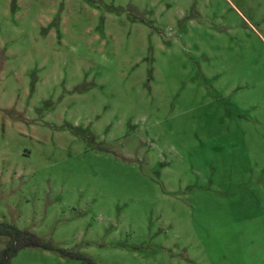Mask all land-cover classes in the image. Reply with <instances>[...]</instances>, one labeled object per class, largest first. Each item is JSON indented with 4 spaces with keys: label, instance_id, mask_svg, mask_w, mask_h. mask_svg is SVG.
<instances>
[{
    "label": "rangeland",
    "instance_id": "1",
    "mask_svg": "<svg viewBox=\"0 0 264 264\" xmlns=\"http://www.w3.org/2000/svg\"><path fill=\"white\" fill-rule=\"evenodd\" d=\"M0 223L53 248L8 264H264V0H0Z\"/></svg>",
    "mask_w": 264,
    "mask_h": 264
},
{
    "label": "trees",
    "instance_id": "2",
    "mask_svg": "<svg viewBox=\"0 0 264 264\" xmlns=\"http://www.w3.org/2000/svg\"><path fill=\"white\" fill-rule=\"evenodd\" d=\"M6 239L5 248L0 250V264H8V261L17 252L29 247H36L45 250H53V248L45 243L38 241L33 234L23 232L14 225L0 223V239ZM61 256L67 258H78V256L55 249Z\"/></svg>",
    "mask_w": 264,
    "mask_h": 264
}]
</instances>
